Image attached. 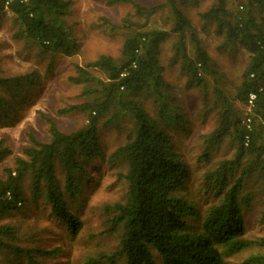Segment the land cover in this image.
I'll return each instance as SVG.
<instances>
[{"label":"trees","instance_id":"1","mask_svg":"<svg viewBox=\"0 0 264 264\" xmlns=\"http://www.w3.org/2000/svg\"><path fill=\"white\" fill-rule=\"evenodd\" d=\"M198 2L164 0L147 7L134 0H106L108 5L130 4L137 16H150L165 8L170 28L133 30L124 39L119 57L102 54L84 66L76 65L69 80L84 86L83 93L91 100L60 112L84 113L86 122L64 132L44 117L47 141L28 132L29 145L0 174V220L24 206L23 180L29 175L31 200H41L49 209V219L54 218L71 237L77 236L82 222L70 210V201L82 194L89 165L103 162L108 169L119 166L118 178L126 184L124 197L103 208L107 216L103 233L115 236L116 245L111 251L87 255L81 264H227V257L252 246L261 250L250 254L244 264H264V237L250 239L244 218L253 194L245 189V180L253 177L264 191V0H241L236 8L229 0H214L198 14L202 32L212 27L224 46L242 47L247 53L237 80L230 86L223 82L222 72L188 16L187 9ZM4 10L18 24V36L39 50L65 56L78 52L79 43L65 23L67 0H0V13ZM126 22L122 27L131 29L132 24ZM114 27L110 25V29ZM171 35L176 36L171 61L179 63L184 88L198 89L203 115L216 117L199 157L208 160L212 148L227 137L234 145L232 158L221 160L204 174L207 188L213 189L216 197L205 208H198L189 196L190 166L173 143L172 131L187 130L189 121L159 63L160 45ZM188 43L193 47L192 56ZM91 69L103 72L104 79L95 77ZM36 81L35 72L0 74V117L6 118ZM251 93L255 98L247 110ZM148 100L152 111L145 106ZM104 115L103 123H114L124 116L132 122L125 141L109 153L100 140ZM246 117L250 118L249 128L244 123ZM11 155L1 138L0 161ZM237 167L240 172L234 177ZM60 251L58 247L47 250L22 245L13 224H0V252L7 263L44 264L41 259Z\"/></svg>","mask_w":264,"mask_h":264},{"label":"rangeland","instance_id":"2","mask_svg":"<svg viewBox=\"0 0 264 264\" xmlns=\"http://www.w3.org/2000/svg\"><path fill=\"white\" fill-rule=\"evenodd\" d=\"M69 12L65 16L66 27L79 43V50L71 56L60 53L39 50L26 38L18 36L19 26L13 20V15L4 10L0 13V74L12 76L35 72L37 81L30 93L20 103L9 111L6 118L0 117V139L12 150V155L0 161L2 169L12 165L13 157L21 154V149L29 145L27 138L31 132L36 139H49L48 125L44 117L52 119L64 132L79 128L86 122V114L81 112L61 113L60 110L91 100L84 95V86L71 83L69 77L76 71V65L84 66L98 56L104 54L113 58L119 57L124 39L133 30L159 28L169 30L171 21L168 10L159 9L150 16H137L130 4L117 3L108 5L106 0H67ZM143 6L162 4L164 0H134ZM214 0H199L198 4L187 9L188 16L197 30L203 47L207 50L213 62L222 72L223 82L230 86L237 80L238 74L247 59V53L242 47L224 46L221 37L214 34L212 27L207 32L200 30L199 12L206 10ZM241 0H229L236 8ZM132 24L131 29L122 27ZM110 25H114L110 29ZM176 36L171 35L159 48V63L162 66L163 78L171 86L178 102L183 106L189 124L186 129L175 128L172 131L174 146L190 166L191 179L187 183L188 193L198 208H205L215 202L214 190L208 189L204 174L217 166L224 159L234 155V145L231 137L225 138L210 151L208 160L199 155L204 150V137L215 125L214 114L203 115L202 94L198 89H185V78L180 71L179 63L171 61L173 43ZM189 55H193V47L187 44ZM91 73L104 79L103 72L91 69ZM152 111L150 100L145 103ZM237 108L244 109L240 104ZM104 117L101 118L104 120ZM132 127L131 119L124 116L114 123L100 124V140L106 153L122 144L127 132ZM121 168L114 166L108 169L103 162H95L87 168L88 182L84 184L82 194L70 201L69 208L82 222L77 236L71 237L59 227L57 221L49 219L48 207L38 200L35 203L30 198L28 189L29 175L23 180L26 202L24 206L0 220V224H13L22 245L39 246L45 249L58 247L61 249L54 257L41 259L44 264H81L87 255L98 250L111 251L116 245V238L106 235L107 216L103 211L106 204L121 200L126 191L125 182L118 178ZM240 172L237 167L233 173L236 177ZM59 175V172H58ZM245 189L252 194L250 206L244 211L246 235L256 240L264 237V191L260 184L249 177L245 180ZM259 246H252L246 251L227 257V264H244L252 253L260 251ZM10 260L0 252V264H21Z\"/></svg>","mask_w":264,"mask_h":264},{"label":"built area","instance_id":"3","mask_svg":"<svg viewBox=\"0 0 264 264\" xmlns=\"http://www.w3.org/2000/svg\"><path fill=\"white\" fill-rule=\"evenodd\" d=\"M254 98H255V95L253 93L249 94L248 100H247V110H249V108L252 106V101H253ZM244 123L249 128L250 118L246 117L245 120H244Z\"/></svg>","mask_w":264,"mask_h":264}]
</instances>
